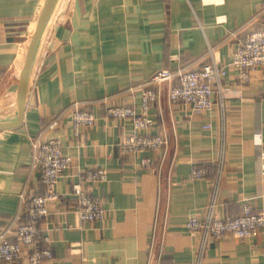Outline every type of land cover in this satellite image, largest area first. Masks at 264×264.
Listing matches in <instances>:
<instances>
[{"label": "crops", "instance_id": "0c3cea01", "mask_svg": "<svg viewBox=\"0 0 264 264\" xmlns=\"http://www.w3.org/2000/svg\"><path fill=\"white\" fill-rule=\"evenodd\" d=\"M44 3L0 0V96L7 101H15L17 59ZM263 25L264 0H61L24 125L0 132V231L16 223L20 194L41 188L29 138L59 137L73 164L57 191L70 202L76 174L105 169L106 182L84 187L100 200L105 218L79 223L61 203H50L48 264H264V230L250 240L204 241L186 229L188 216L204 217L212 202L215 173L190 178L201 165L215 169L222 162L216 218L238 216L243 202L264 212V68L247 83L230 70L222 104L216 96L212 110L201 114L170 105L163 85L149 129L168 136L162 162L151 152L122 155L117 142L132 132L131 123L100 118L106 107L137 99L128 89L144 87L158 69H197L210 62L211 52L220 65L229 63L246 32ZM73 101L99 116L82 143L71 127ZM145 157L156 162L143 167Z\"/></svg>", "mask_w": 264, "mask_h": 264}, {"label": "built area", "instance_id": "2783aa9c", "mask_svg": "<svg viewBox=\"0 0 264 264\" xmlns=\"http://www.w3.org/2000/svg\"><path fill=\"white\" fill-rule=\"evenodd\" d=\"M256 31L257 33L247 36L245 43H239L228 64L223 66L216 61L189 71L159 69L151 75L145 87L132 86L128 89L130 94L139 92L137 99L134 97L125 105L107 107L105 120L131 121L132 132L117 143L121 153L134 155L147 151L155 154L158 161L162 162L167 137L162 133H149L154 125L149 112L151 106L159 101L161 87L166 85L170 103L181 104L193 114L210 112L214 95L218 93L220 97L223 96L225 88L221 81L227 75V69L234 68L238 73L240 71L239 79L247 81L252 70L264 67V26ZM73 107L72 131L76 137H81L85 130L93 127L97 118L79 102ZM203 128L209 130L211 124L207 123ZM29 142L32 147V168L39 173L41 188L27 195L20 194L21 213L16 223L0 231V264H17L22 259H25V264H46L52 260V239L44 226L50 215V203H61L66 212H73L77 219L87 223L100 222L105 218V209L100 200L83 189L84 184L106 182L108 177L105 169L88 170L77 182L72 183L69 192V199L71 197L72 201L68 202L57 191L58 180L70 164V158L64 154L59 137L46 141L29 138ZM153 162L156 160L146 157L141 160V165L146 167ZM212 170L208 165L197 166L190 175L193 179L204 178ZM221 173L220 161L215 167L209 212L204 217L194 214L188 216L186 229L192 234L201 235L204 241H221L227 237L237 240L253 239L264 230V212H255L248 202H243L238 216L219 219L212 213Z\"/></svg>", "mask_w": 264, "mask_h": 264}, {"label": "water", "instance_id": "95a60500", "mask_svg": "<svg viewBox=\"0 0 264 264\" xmlns=\"http://www.w3.org/2000/svg\"><path fill=\"white\" fill-rule=\"evenodd\" d=\"M60 3L61 0H45L38 13L24 64L17 74L18 86L12 111L8 115L0 114V132L13 131L24 125L26 105L36 77L42 44Z\"/></svg>", "mask_w": 264, "mask_h": 264}, {"label": "rangeland", "instance_id": "374dc122", "mask_svg": "<svg viewBox=\"0 0 264 264\" xmlns=\"http://www.w3.org/2000/svg\"><path fill=\"white\" fill-rule=\"evenodd\" d=\"M257 29H251V30H249V31H247L246 32V34H245V36H244V38L242 39V41H240L239 43H241V44H243V43H245V39L247 38V36L249 35V34H251V35H253V34H255V32L257 33V31H256ZM48 32H47V34H46V38L44 39V41H43V44H42V49H44V54H46L48 51H49V45H48ZM250 35V36H251ZM28 43H27V48H28V45H29V43H30V39H31V36L30 35H28ZM239 43L236 45V47L234 48V51H235V49L237 48V46L239 45ZM27 48H26V51H27ZM42 49H41V52H42ZM210 51H211V49H210ZM233 51V53H235ZM40 52V58H39V60H38V66H39V64H40V61L42 60L41 59V53ZM23 53H24V51L23 50H21V52H20V55H19V60L17 61V64H18V66H19V62L22 60V55H23ZM232 53V54H233ZM26 55V54H25ZM25 59V58H24ZM172 59L173 60H175V59H177V57L176 56H173L172 57ZM231 59H232V57H231ZM218 62L219 63V60H217V59H215V54L213 53V52H211V60H210V62L209 63H206V64H210V63H212V62ZM231 61V60H230ZM228 64V63H227ZM205 65V64H204ZM224 65H226V64H224ZM223 65V66H224ZM200 68V67H199ZM260 68H264V67H258V68H255L254 70H252L251 71V73L249 74V79L247 80V81H243V80H241V79H239V77H238V74L239 73H241L240 71H239V73L234 69V68H232V69H227V74H228V72L230 71V70H233V71H235V73H236V78L238 79V80H240V81H242V82H244V83H247V82H249L250 80H251V76H252V73L254 72V71H256L257 69H260ZM162 69H167V68H162ZM159 70V69H158ZM170 70V69H169ZM179 70H181V69H179ZM183 71H189V70H183ZM156 72V71H155ZM225 77H227V75L225 76ZM225 77L222 79V81H221V85H223V82H224V79H225ZM135 87H137V86H135ZM145 87V86H144ZM224 87V86H223ZM225 88V87H224ZM129 93V92H128ZM130 94V93H129ZM131 94H135V95H138L139 94V92H137V91H135L134 93H131ZM130 94V95H131ZM16 95V94H15ZM216 96H218L219 97V99H220V101H221V104H222V98H223V96H219V94L217 93L216 95H214V98H213V107H214V105H215V97ZM16 97V96H15ZM167 101H168V98H167ZM80 103L81 104V106L84 108V109H86V104L85 103H83V102H80V101H73L72 103H71V105H70V108H71V110H72V112H71V114H73V111H74V107H73V105L75 104V103ZM14 103H15V101L14 102H10V100L9 101H7L6 100V98H4V97H2V96H0V114H5V115H8V114H10L11 113V111H12V107H13V105H14ZM128 102H126L125 104H127ZM168 103L170 104V105H176L177 103H170L169 101H168ZM125 104H120V105H125ZM178 105H181V104H178ZM111 106H116V105H111ZM183 106V105H182ZM108 107H110V106H108ZM107 108V107H106ZM105 108V109H106ZM88 110V109H87ZM88 111H90V110H88ZM90 112H92V111H90ZM93 113V112H92ZM104 113H105V110H104ZM103 113V115L100 117L102 120H104V122H106L107 124L108 123H111L112 121L114 122V121H116V120H105L104 119V116H105V114ZM95 116H96V118H97V120H98V117L99 116H97L95 113H93ZM149 114H150V112H149ZM151 115V114H150ZM117 119H119V118H117ZM97 120L95 121V123H94V125H93V127L96 125V122H97ZM120 120H123V121H128V120H124V119H120ZM154 120V119H153ZM118 121V120H117ZM128 122H131V121H128ZM92 127V128H93ZM92 128H89V129H87V130H85L84 131V134L81 136V137H76L79 141H80V143H82L83 141H82V139L84 138V136L86 135V133H87V131H90ZM204 129V128H203ZM160 133H162L163 135H165L166 137H167V140H168V136H167V134L164 132V131H161ZM157 134H159V133H157ZM152 135H155V134H152ZM125 137V136H124ZM123 138V137H122ZM121 138V139H122ZM120 139V140H121ZM119 142V141H118ZM117 142V143H118ZM168 143H169V140H168ZM168 143H167V145L165 146V148H164V150L166 151V149H167V146H168ZM30 147H31V144H30ZM31 149H32V147H31ZM119 151H120V149H118ZM147 152V151H146ZM120 153H121V151H120ZM142 153V152H141ZM122 154V153H121ZM138 154H140V153H138ZM66 155V154H65ZM122 155H124V154H122ZM69 158H70V164H69V167L73 164V162H72V157L71 156H69V155H67ZM124 156H127V155H124ZM146 158V157H145ZM142 160V159H141ZM140 165H141V161H140ZM142 166V165H141ZM151 166V165H150ZM150 166H146V168H148V167H150ZM202 166V165H201ZM68 167V168H69ZM144 167V166H143ZM199 167V166H198ZM67 168V169H68ZM96 169H99V167L98 168H88V169H85V170H83V171H81V172H79L78 174H76V180L73 182V183H75V182H77L78 180H79V178L86 172V171H88V170H96ZM214 173H215V169H213L212 170ZM211 171V172H212ZM210 174V173H209ZM208 176V175H207ZM206 176V177H207ZM206 177H204V178H206ZM190 178L191 179H193L192 177H191V175H190ZM215 178V177H214ZM214 180V179H213ZM86 186V184H84L83 185V189H84V187ZM78 222L79 223H81V222H84L83 220H80V219H78ZM99 222V221H98ZM101 222V221H100ZM85 223H87V222H85ZM95 223V222H94ZM89 224H92V223H89ZM188 230V229H187ZM53 259V258H52ZM52 261V260H51ZM50 261V262H51ZM49 262V263H50ZM46 264H48V263H46Z\"/></svg>", "mask_w": 264, "mask_h": 264}, {"label": "bare ground", "instance_id": "6f19581e", "mask_svg": "<svg viewBox=\"0 0 264 264\" xmlns=\"http://www.w3.org/2000/svg\"><path fill=\"white\" fill-rule=\"evenodd\" d=\"M35 28L33 27V30H34ZM33 34V33H32ZM25 54H26V52H24L23 53V55H22V60L19 62L20 64H19V67H20V69H21V67L23 66V64H24V58H25ZM19 60V58L17 59V61Z\"/></svg>", "mask_w": 264, "mask_h": 264}, {"label": "trees", "instance_id": "16d2710c", "mask_svg": "<svg viewBox=\"0 0 264 264\" xmlns=\"http://www.w3.org/2000/svg\"><path fill=\"white\" fill-rule=\"evenodd\" d=\"M263 26H264V25H263ZM263 26H257V27H255V29L261 28V27H263Z\"/></svg>", "mask_w": 264, "mask_h": 264}]
</instances>
